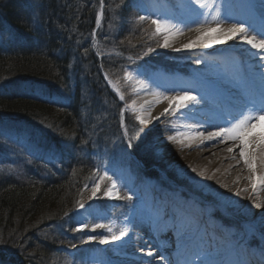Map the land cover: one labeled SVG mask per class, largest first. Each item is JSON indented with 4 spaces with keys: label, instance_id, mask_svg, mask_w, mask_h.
Returning a JSON list of instances; mask_svg holds the SVG:
<instances>
[{
    "label": "trees",
    "instance_id": "obj_1",
    "mask_svg": "<svg viewBox=\"0 0 264 264\" xmlns=\"http://www.w3.org/2000/svg\"><path fill=\"white\" fill-rule=\"evenodd\" d=\"M138 10L134 0H103V9L101 0H0V118L38 134L31 157L21 154V166L9 171L2 167L17 157L13 144L7 148L0 140V264L58 263L67 252L57 245L84 241L43 232L76 209L94 184L97 146L119 132L122 106L101 71L119 77L133 63L129 58L157 55L153 61L162 62L169 55L158 50L153 26L138 21ZM148 48L154 51L144 55ZM84 93L91 96L90 113ZM93 114L102 119L101 128L108 124L97 140ZM130 152L147 176L168 168L156 163L153 140L132 142Z\"/></svg>",
    "mask_w": 264,
    "mask_h": 264
},
{
    "label": "rangeland",
    "instance_id": "obj_2",
    "mask_svg": "<svg viewBox=\"0 0 264 264\" xmlns=\"http://www.w3.org/2000/svg\"><path fill=\"white\" fill-rule=\"evenodd\" d=\"M188 1L189 0H134L136 8L140 11V16H150L153 19L169 20L183 30L187 29L195 22H199L202 16L199 15L198 18L193 17L186 4ZM223 1L224 0H215L221 13H224L228 8V5ZM234 1L243 6L241 17H243L244 20L242 22H246L248 25L253 26L256 29V32H250L249 35L255 36L256 39H264V36L258 35L260 30L258 29L259 22L255 20L252 11L245 7V4H248L249 0ZM260 2L262 3V1ZM157 4L166 7L165 9L169 12V15L165 14L162 16L156 14V8L152 7ZM246 16H249V18L246 19ZM250 17H252V22L249 21ZM208 19L211 20V16H209ZM148 22L150 23V21ZM153 30H155L154 26ZM154 36L161 40V46L158 50L169 53L168 57H165L162 62L153 61L159 59V56L157 55L152 56L151 58H132L133 60H129L133 63L125 67L123 75L114 78H109L104 71H101L102 78L112 94V98L117 99V103L119 102L122 108L119 115V132L115 135L112 134L111 139L106 137V145L97 146L96 143L93 142V146H97L98 156L96 157L99 161V167L95 172L94 183L99 180V176H102L104 172H107L109 176H112L113 179L117 180L120 193L122 195L129 194L132 196V199L113 200L112 197L104 196V191L102 190H105L107 187L106 185L110 183L109 181H104L101 183V188L97 192V196L90 200L89 197L91 196L93 187L90 186L85 189L80 201H83L86 204V207L90 206L92 215H89V212L84 209H76L72 213L63 217L60 221L47 227L43 232V236L52 237L55 235H63L70 239L75 237L77 240L81 238H84L83 240H85L87 235H107L108 233L106 229H96L93 231L90 226L80 232L72 231V229L78 227V221L83 220L84 223L89 225L92 223L107 224L112 222L114 230H118L125 226L131 229L128 236L120 241L111 243L113 246H120L116 243H126L127 239L132 236V231L134 229L139 230L143 227L144 222L149 220V210L155 209L156 211H159L160 206L154 201V193L143 197V190L148 188V186H151V188L154 187V189L158 191L171 194L175 200L180 202L181 207L184 208L187 206L194 212H200V219L205 221L197 226L198 232L202 226V233L201 237L194 242L193 247L196 246L199 250L205 249L210 237H215L214 240L210 241L211 246H209L205 254H210L208 257H212L214 261L218 262V264L230 262L234 250H236L235 253H237V260H242L243 262L245 261L244 255L248 254L252 256L257 255V257L259 256V258L261 257L264 259V252L259 251V249H264V229L262 230L256 225V220L251 216H246L244 210L242 208H237L236 205L231 208L227 207L212 191L207 190L203 186H199L197 182L191 179L187 170L182 168V165L178 164L176 158H171L169 156L170 148H168L165 143L163 144V141L173 135L172 129L177 123L182 124V127H184V124L189 121L187 119H178L176 116L163 120L158 117L156 119H149V123L146 125H140L139 121L136 119V116L140 115L139 111H133L132 108L135 99L144 96L148 92H156L158 88L162 86L166 89L171 86L177 88L182 81L188 83L192 91H195L198 84L204 85L205 79L200 77L195 71H189L188 75L177 72L173 76L169 74L168 70H166L175 69L184 72V69L189 66H196L197 70L201 73L208 74L213 78L216 76L220 77L227 68H230L234 75L242 78L243 76L239 73L246 71L251 77L250 80L248 78L246 81L249 80L255 87L254 90L251 88L252 94L261 100L262 92H264V83L261 81L260 73L264 72V68H260L259 61L254 62L255 58H253L248 52H244L242 49L236 50V48H233L236 50L235 53L232 51H221V47H216L219 49V51L216 52L208 51V49L177 51L173 50L171 47H162L164 43L163 34H156ZM90 46L94 52H97L95 37H93ZM125 72L132 73L133 79H125ZM139 81H144L147 84V87L142 88L138 83ZM114 83L116 84V88L113 87ZM28 87L34 88L36 92L43 90L41 85H30ZM117 88H119V92H117ZM120 93L124 95L123 100L120 99ZM82 99L85 103V112L90 113L91 111L87 110V108L91 104V96L84 93ZM198 100L200 99L198 98ZM108 104L110 103H106L105 105ZM257 106H259V104H257ZM93 120L97 124L98 120L100 121L99 124L102 123V119L97 117V114H93L92 121ZM121 121H123V123ZM95 122L92 123H94V126L96 127ZM129 122L135 124V126L129 128ZM99 124V130H95L98 134L93 135V139L95 140H97V136H100L99 131L108 127V124H105L104 128H101ZM125 127L128 130L127 137L124 135ZM140 129H143V131H140ZM129 138H131L132 142L141 144L153 140L156 146V163L167 166V170L158 172L155 178L145 175L141 170V164L135 161L134 156L130 152V148L128 147ZM37 139L38 134L36 131H31L28 127L22 124H14L0 118V140H3V145L7 148L13 144V147H10L11 151L15 153V155H12V158L17 157V159L9 161V167L8 165H5L6 168H2L9 171V169L12 170L15 163H17L15 166H21L23 162L22 160H18V157H21V154L23 156L27 154V158L29 159L31 157L30 151H32V147L37 143ZM235 142L239 141L235 140ZM18 148H20V150ZM99 148H101V150H99ZM254 149L256 152L257 147H254ZM52 159L53 158H49L50 161ZM18 161L20 162L18 163ZM169 172L174 175V179L169 178ZM97 173L99 175H97ZM175 179L187 183L188 188L183 186L179 187L176 184ZM197 192H199L201 196L211 197L212 201L204 200ZM117 201H121L120 204H117ZM168 210V206L167 208L165 207V212L163 211L161 216H166V212L169 213ZM214 211H216V214L212 215L211 213ZM175 213L180 216L175 222L176 226L178 223L182 222L184 213L180 208L176 210ZM189 220L190 219H188V224H190ZM197 222L198 221H195L194 224ZM223 222H227V224H231V226L227 227ZM234 225H238L239 227L236 228ZM171 227H174V225ZM194 228V226L189 228L186 227L184 229L186 230V233L184 234L188 235V239L185 241H179L176 244L183 243L184 245L193 241L197 236L195 235L196 233L193 232ZM207 229L208 231H206ZM172 230L174 229L172 228ZM216 232H218V234H216ZM252 237L259 242L252 243ZM108 245H101L98 241H92L87 244L82 243L76 245L77 247L73 248L61 243L57 246H61L67 253L64 256H60V261L54 264H106V259L112 257V254H110L108 250L105 251V248L108 247ZM164 255L163 252L162 256ZM171 261L172 264H176V261L178 260Z\"/></svg>",
    "mask_w": 264,
    "mask_h": 264
},
{
    "label": "bare ground",
    "instance_id": "obj_3",
    "mask_svg": "<svg viewBox=\"0 0 264 264\" xmlns=\"http://www.w3.org/2000/svg\"><path fill=\"white\" fill-rule=\"evenodd\" d=\"M260 1L263 0H249V3L245 4V7L251 10L254 15L256 14V16L257 13L260 12V15L257 16L258 21L259 23H264V6ZM223 2L228 5V8L224 11V13H221L220 18L224 21V23L220 25L221 27H228L231 23L242 22L244 20V18L241 17L243 7L242 4H238L234 0H224ZM186 4L188 5L187 7L193 17L198 18L199 15H201L200 13L204 11V9H200L194 1L189 0ZM152 8H156V14L162 16L165 14L169 15V12L165 9L166 7L161 4H157ZM245 18L247 19L249 16H246ZM202 20H204L203 15L200 18V21ZM199 22H195L187 29H184L183 35L170 38V47L173 48V50L180 49L182 51L193 49H208V51L213 52L219 51L216 47H221V51H232L234 53L237 49H242L244 52H248L249 54L255 51L254 49H251V46L239 41L238 38L214 43L209 47H194L190 49L182 48V44L187 43L190 39H194L198 35L194 29ZM206 27H216V24L213 22L210 25H206ZM189 29H193V31H189ZM233 48H236V50ZM255 59V62H258V59ZM188 89H190V85L182 81L177 88L172 86L167 89L163 86L159 87L156 92H148L144 96H140L135 99V107L139 111V114L145 119H156L160 117L163 120L176 116L178 119L197 121L198 118L194 117V115H196L195 108L188 102L186 103V107L179 108L175 112L169 110V112L161 115L164 109L169 107V104L162 96L157 97L155 95L156 93H160L166 96H178L183 92H188ZM158 98L160 102L155 103L154 101ZM227 99L231 100L229 96ZM202 102V100H199L198 103ZM184 125L185 126L182 127V124L177 123L172 129V136L176 137L175 140L167 139L163 141V144L165 143L168 148H170L169 156L171 158H176L178 160V164L182 165V168L187 170L191 179L197 182L199 186H203L207 190L212 191L225 203L227 207L231 208L236 205L237 208H242L245 215L253 217L256 220V225L263 230L264 185L257 183L255 188L252 187L253 181L249 179V177L252 176V172L239 155V142L228 140L224 137H214L212 140H205L204 143L201 144L199 139H189V137L195 136L198 133H203L207 136L208 133L212 132V126L207 125L201 129H193L190 124L188 125L185 123ZM254 147H256V145H253V148ZM229 148H232L233 151H228ZM260 151L261 149L257 147L255 154L259 156ZM193 169H195V171H193ZM262 171H264V165H261L259 161H257L256 175L258 176ZM152 193H154L153 196H155H152L154 201L160 207L159 211H156L155 209L149 210L148 216L151 220L153 221L158 216L160 217L167 206L169 213L166 212V216L163 217L164 221L158 228V234L156 235L155 231H151L149 237L152 240H150V242L155 241L157 237L163 240L165 247H167L163 251L165 254L164 257L169 260H184L186 257L192 259L197 253L204 255L209 246H211L210 241L214 240L215 237L213 238L209 235L210 240L208 241L205 249L199 250L198 247H193L194 242L201 237L202 233V226L199 232L197 230V226L201 225V223H204L205 221L200 219V212H194L187 206L184 208L181 207L180 202L175 200L171 194L158 191L154 189V187L151 188V186H148V188L143 190V197ZM256 204H260L261 206L257 208ZM179 208L183 210L184 218L181 223H178L175 226V222L180 217L175 213V211ZM188 219H190V224H188ZM195 221L198 222L194 224ZM172 225L175 227H173L174 230H172ZM191 226L195 227L193 232L197 234L196 238L183 246H181V244H176L180 240L185 241L188 239V235L184 234L186 233V230L184 229ZM159 231H161L160 234ZM206 231H208V229ZM216 234H218V232H216ZM182 235H184L183 239ZM138 236L146 239L147 236L143 228L139 229ZM139 245L140 249L147 252L148 248H146V243L143 242L142 245ZM108 250H111L112 257L110 259H106V264H114V262H119L120 264H134L137 262L139 264H153L150 261V258H146L147 260H144L137 256L126 254L123 250H115L110 246L108 247ZM235 251L236 250L232 252L230 262L223 264H264V260L252 255H244V262L242 260H237V253H235ZM208 256H210V254H208ZM208 258L214 261L212 257Z\"/></svg>",
    "mask_w": 264,
    "mask_h": 264
},
{
    "label": "snow or ice",
    "instance_id": "obj_4",
    "mask_svg": "<svg viewBox=\"0 0 264 264\" xmlns=\"http://www.w3.org/2000/svg\"><path fill=\"white\" fill-rule=\"evenodd\" d=\"M195 4L199 6L200 9L205 11L200 13L204 16V20L197 23L194 31L198 35L194 39H190L187 43L181 45L182 48L190 49L194 47H209L211 44L220 43L224 41H229L233 39H239L251 46V49L255 51L251 53V56L257 58L259 61V67L264 68V39H256L255 36L249 35L250 32H256V29L253 26L248 25L246 22H236L231 23L228 27H221L220 25L224 23L221 20V11L219 6L216 5L215 0H194ZM101 9H103V0H101ZM101 13L97 16L96 23L100 24ZM211 16V20L208 17ZM139 22L150 21V24L154 26V32L152 35L163 34L164 43L162 47H170L169 40L175 36H180L184 34V30L180 27H177L176 24L171 23L169 20L153 19L150 16H139ZM215 22L216 27H206ZM193 31V29H189ZM94 35V33H93ZM259 36H264V28H261L258 32ZM179 51L180 49H176ZM154 49L148 48L147 52L144 55H147L150 52H153ZM199 62V61H198ZM261 81L264 83V72L260 73ZM125 79H133L132 73L125 72ZM111 82V81H110ZM142 88H146L147 84L144 81L138 82ZM113 87L116 88V84H113ZM119 92V88L116 89ZM157 97L162 96L163 99L168 101L169 107L165 108L161 115L169 112V110L175 112L177 109L186 107L187 102H196L199 100L197 96L193 95L191 92H183L178 96H166L160 93L155 94ZM120 99H124V95L120 93ZM159 103V98L154 101ZM250 107L246 111H242L239 114V118L234 121L229 122V126L225 128H220L218 131L210 132L205 136L203 133H198L195 136H190L189 139H199L200 143L203 144L205 140H212L214 137H224L228 140H238L239 141V155L244 160V163L248 165V168L252 172V176L249 177L253 181L252 187L255 188L256 184L264 185V171H262L258 176L256 175L257 161L261 165H264V92H262V98L259 106L256 105L254 101H249ZM143 107V106H141ZM133 111H137L135 107V102L132 104ZM136 119L139 121L140 125H146L149 123V119H145L142 115H137ZM123 123V121H121ZM50 127V125H49ZM143 131V129H140ZM124 135L128 136V130L125 127ZM169 140H175V136H169ZM253 145L260 148V155L255 154V149ZM128 147H132V140L129 138ZM228 151H233L232 148H229ZM195 171V169H193ZM97 175H99L97 173ZM104 181H109L106 189L103 192V195L106 197H112L120 200H131L132 196L129 194H121L119 185L116 179H113L112 176H109L107 172H104L102 176H99V180L93 184L91 196L89 199H93L97 196V192L101 188V183ZM246 190V189H245ZM261 205L256 204V207L259 208ZM76 209H84L89 212V215H92V210L90 206L86 207V204L83 201H77ZM67 215V213H65ZM91 227L93 231L96 229H106L107 235H87L86 239L82 243H89L92 241H98L101 245H108L115 241H120L126 236H128L131 229L127 226L114 230V225L112 222L107 224L105 223H92L91 225L86 224L83 220L78 221V227L72 229V231L80 232L88 227ZM75 248L76 245H71ZM143 251V249H141ZM147 256H153L152 251L146 253ZM161 261V264H172V261L167 259L164 256H159L158 258ZM176 264H218V262L213 261L208 258V254L201 255L197 253L194 258H185L183 261H176Z\"/></svg>",
    "mask_w": 264,
    "mask_h": 264
}]
</instances>
